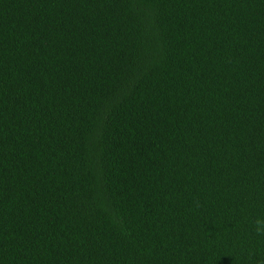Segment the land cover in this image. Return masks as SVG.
<instances>
[{
	"label": "trees",
	"instance_id": "obj_1",
	"mask_svg": "<svg viewBox=\"0 0 264 264\" xmlns=\"http://www.w3.org/2000/svg\"><path fill=\"white\" fill-rule=\"evenodd\" d=\"M0 264H264V0H0Z\"/></svg>",
	"mask_w": 264,
	"mask_h": 264
}]
</instances>
